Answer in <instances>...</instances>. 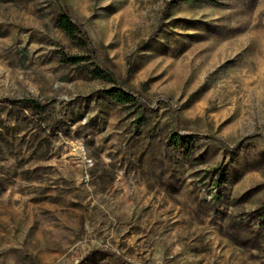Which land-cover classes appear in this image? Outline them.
I'll list each match as a JSON object with an SVG mask.
<instances>
[{
	"label": "rangeland",
	"instance_id": "1",
	"mask_svg": "<svg viewBox=\"0 0 264 264\" xmlns=\"http://www.w3.org/2000/svg\"><path fill=\"white\" fill-rule=\"evenodd\" d=\"M0 264H264V0H0Z\"/></svg>",
	"mask_w": 264,
	"mask_h": 264
},
{
	"label": "trees",
	"instance_id": "2",
	"mask_svg": "<svg viewBox=\"0 0 264 264\" xmlns=\"http://www.w3.org/2000/svg\"><path fill=\"white\" fill-rule=\"evenodd\" d=\"M57 25L59 29L66 35V37L72 43L80 44L84 47V49L88 53L90 52L89 42L87 40L85 33L82 30H80V28H78L66 14L64 13L59 14L57 19ZM86 59H87L86 57H72V58H63V61L72 65H78L81 62L85 61ZM94 73L99 78L106 79L107 81L113 84L115 83L113 76L107 72L96 69ZM106 95L110 100H112L116 104L123 105L125 103L132 102V99L122 91H116V92L108 91L106 92ZM14 103L13 105H15ZM23 107L29 110L31 113H33L34 116H41L44 112V107L34 100H25Z\"/></svg>",
	"mask_w": 264,
	"mask_h": 264
}]
</instances>
